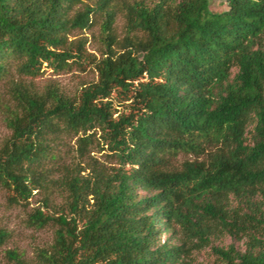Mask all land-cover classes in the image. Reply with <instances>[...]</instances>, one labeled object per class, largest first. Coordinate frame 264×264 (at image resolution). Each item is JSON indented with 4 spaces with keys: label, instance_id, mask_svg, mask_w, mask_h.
Returning <instances> with one entry per match:
<instances>
[{
    "label": "trees",
    "instance_id": "1",
    "mask_svg": "<svg viewBox=\"0 0 264 264\" xmlns=\"http://www.w3.org/2000/svg\"><path fill=\"white\" fill-rule=\"evenodd\" d=\"M213 1L0 0V191L11 206L43 193L30 224L55 226L33 263L8 264H194L205 248L264 264V0ZM94 14L97 79L37 86L89 62L69 36Z\"/></svg>",
    "mask_w": 264,
    "mask_h": 264
},
{
    "label": "rangeland",
    "instance_id": "2",
    "mask_svg": "<svg viewBox=\"0 0 264 264\" xmlns=\"http://www.w3.org/2000/svg\"><path fill=\"white\" fill-rule=\"evenodd\" d=\"M92 4V1H87ZM210 9L213 12H221L226 9V3L223 0H215L211 3ZM103 17L100 14H94L92 17V27L85 30H77L69 36L70 41L82 40L85 42L84 51L90 55V60L85 65L72 64L69 70L61 73H54L50 69L45 70L44 73L38 77L34 82L41 87L48 83L58 85L61 90L68 96H75L80 89L87 84L94 82L97 79L94 71V60L100 58V54L104 49L102 44L101 24ZM115 33L119 39L124 35V19L122 15L117 14L113 24ZM3 93L0 84V96ZM9 136V131L3 124L2 116L0 115V145ZM189 158V157H188ZM183 157L179 158V162L183 161ZM53 205H61V199L52 194ZM43 193L35 191L33 196L28 200L27 204L11 206L7 203L6 195L0 191V229L8 234L6 242L0 245V264H8L6 259L7 251H17L22 253L24 258L33 263L35 261L36 251L47 248L53 241V234L55 226L49 223L43 228H36L30 224L29 215L35 209L47 211L43 206ZM49 213L55 212L51 207L48 209ZM167 235L162 236L164 240ZM232 241L225 238L220 242H215V246H227ZM239 249H243L242 243H235ZM216 257L211 252L210 248H205L199 253L194 254V264H215Z\"/></svg>",
    "mask_w": 264,
    "mask_h": 264
}]
</instances>
